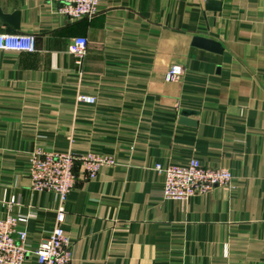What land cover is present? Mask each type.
<instances>
[{
  "label": "crops",
  "instance_id": "0c3cea01",
  "mask_svg": "<svg viewBox=\"0 0 264 264\" xmlns=\"http://www.w3.org/2000/svg\"><path fill=\"white\" fill-rule=\"evenodd\" d=\"M49 4L0 0L20 14L18 29L0 15V34L37 39L33 53L0 51V217L21 219L28 263L57 226V196L31 188L40 147L116 160L90 181L76 166L63 225L72 264H264V0H102L75 23ZM76 37L88 40L81 64L68 52ZM192 159L229 169L231 186L165 199L156 167Z\"/></svg>",
  "mask_w": 264,
  "mask_h": 264
},
{
  "label": "built area",
  "instance_id": "2783aa9c",
  "mask_svg": "<svg viewBox=\"0 0 264 264\" xmlns=\"http://www.w3.org/2000/svg\"><path fill=\"white\" fill-rule=\"evenodd\" d=\"M101 3L102 0H50L49 6L56 17L75 23L94 18ZM36 50L37 39L34 34H0V51L33 53ZM87 50L88 40L84 37L74 38L68 48L69 54L77 59L78 64L82 63ZM180 73V67H173L167 80H174ZM78 100L95 103V98L86 96H79ZM76 166H80L83 171V181H90L98 176L102 168L116 166V160L107 155L58 153L40 147L30 154L29 178L32 190L52 193L58 199L57 226L34 252L35 264H72L74 261V244L66 236L63 225L66 222L65 204L80 180L75 173ZM156 169L165 176L164 198L179 202L208 194L219 187H230L233 179L229 169L209 167L198 159H192L184 166L158 165ZM20 221L16 216L0 217V264H29L27 259L32 253L26 246L27 232L18 229Z\"/></svg>",
  "mask_w": 264,
  "mask_h": 264
},
{
  "label": "water",
  "instance_id": "95a60500",
  "mask_svg": "<svg viewBox=\"0 0 264 264\" xmlns=\"http://www.w3.org/2000/svg\"><path fill=\"white\" fill-rule=\"evenodd\" d=\"M221 8V4L220 2H216V1H207L206 2V9L209 11H220ZM0 15L6 19H8L12 25L15 28H19V20H20V14L18 13H14L11 16H5L3 15L2 11L0 10ZM193 45L195 47L201 48V49H205L208 51H212L215 53H222L223 49L221 47V45L213 40H209L207 38L204 37H195L194 38V42ZM195 112L191 111V110H183L182 114H181V119H180V123L182 124H187V125H194L195 122L193 120H190L189 117H191Z\"/></svg>",
  "mask_w": 264,
  "mask_h": 264
}]
</instances>
